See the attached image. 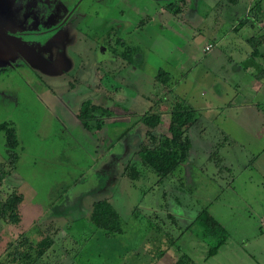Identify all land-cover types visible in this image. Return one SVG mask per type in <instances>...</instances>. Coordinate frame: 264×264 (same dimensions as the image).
<instances>
[{
    "label": "rangeland",
    "instance_id": "rangeland-1",
    "mask_svg": "<svg viewBox=\"0 0 264 264\" xmlns=\"http://www.w3.org/2000/svg\"><path fill=\"white\" fill-rule=\"evenodd\" d=\"M28 1L31 0H15L23 6ZM94 1L97 0H50L49 4L69 9L77 2V11L85 13L94 8L97 22L103 21L105 27L107 15L110 27L124 35V48L117 46V53L132 62L138 59L131 65L137 70L129 77L120 76V82L114 79L116 87H121L114 90L121 94L109 97L111 81L98 73L102 70L104 74L106 67L103 63L94 65L92 59V47L98 41H86V34L80 39L90 44L84 45L80 57L87 59L88 67L82 75L89 76L91 71L92 80H96L92 90L85 85L67 90V77L42 73L25 56L22 64L17 60L0 64V71L9 69L0 79V123L13 122L20 144L19 160L11 170L0 132V204L11 189H19L18 202L13 207L19 213V223H7V212L3 211L2 217L0 210V264H7V244L33 226L48 230L55 241L35 264H154L161 252L168 254L165 262L172 257L175 264H264V232H260L264 230V222H260L264 214V155L250 164L264 151V134L259 133L264 131L263 115L242 118L249 127L237 126L233 134L238 138L231 137L232 144L225 143L213 154L218 143L227 141L219 129L227 124L222 125L221 118L208 124L201 101L205 99L207 82L217 80L216 75L222 74L227 63L222 49L202 52V44L179 39L168 25H153V16L148 21L143 11L144 5L150 10L164 9L186 27L191 20L189 14L199 9L194 25L205 35V23L210 17L201 14L207 1L105 0L99 2L104 9ZM170 3L182 13H174V7H167ZM144 20L145 27H140ZM145 30L150 33L148 43L138 41L145 36ZM68 60L66 75L73 65L72 59ZM209 69L216 75H205ZM159 70L170 74V83H166L170 90L157 79ZM29 71L44 79L45 84L34 82ZM33 83L50 87L55 95L32 88ZM78 91L82 99L77 97L78 104L68 107L66 100ZM106 96L110 99L106 100ZM83 100L109 105L114 117L99 116L84 128L75 116ZM148 109L160 115L156 129L166 136L172 113L193 115L182 124L191 140L189 158L174 175L163 180L143 167L136 154L146 142L147 130L137 120ZM193 119L196 122L190 124ZM217 156L221 157V166L215 163ZM92 163L96 164L90 167ZM103 199L119 213L121 234L105 237L89 222L92 203ZM202 208L228 231L226 242L210 257L208 252L215 242L203 240L201 228L193 222Z\"/></svg>",
    "mask_w": 264,
    "mask_h": 264
},
{
    "label": "flooded vegetation",
    "instance_id": "flooded-vegetation-1",
    "mask_svg": "<svg viewBox=\"0 0 264 264\" xmlns=\"http://www.w3.org/2000/svg\"><path fill=\"white\" fill-rule=\"evenodd\" d=\"M49 1L31 0L28 1L27 6H23L19 2H15V0H0V64H8L10 60H17L22 64L27 58L33 65L43 70L44 72L42 73L44 74L47 73L48 75H54L56 73L63 76L62 78L67 77L66 81H69L66 86L68 87L67 90H75L76 88L82 89L84 85L86 86V88L92 90L93 87L91 86V84H95L96 80H92L91 74L93 73L91 71H89V76L84 77L82 75V73H84L85 70L88 69V67L86 62L87 59L85 58V61L84 59H82V57H80V55L83 54L82 48L84 47V45L90 44L85 43V41L80 39L82 35L86 34L88 37V40L86 41L93 42L95 39L98 41V43H95V47H92V59L94 65L103 63L106 67V70H104V74L102 70H100L98 73H100V75H105L106 80L109 79L111 81L109 89H111L110 91L112 92L109 93V97H113V93L121 94L120 92L115 91L117 90V88L120 90L121 87H116L117 85L114 81L117 80L120 82V76L121 78H123V75L129 77V75L133 73V71H131L130 69L135 67L131 65L134 64V62L138 59V57H136L135 59H133L135 61L132 62L130 60H127L128 58H126L124 55L121 56L117 53V46L119 48H124L126 42L124 39V35H121V32L117 28L113 29L112 27H110V21L107 15L105 27L103 21L97 22L95 18L98 12L97 10L95 11L94 8L86 13L78 12L77 9L79 3L77 2H74L72 4V7L69 9L64 6H55L54 8H52L49 4ZM103 1L105 0H97L94 2L99 3ZM58 4L63 5L62 3L60 4V2H58ZM171 4L172 3L167 6L170 9L172 8L170 7ZM98 5L100 7H103L102 9H104L103 4L99 3ZM97 18L98 20H100L99 17ZM109 29L111 30L112 34H109ZM71 44H73L72 48L70 47ZM67 51L69 53H67ZM68 59H72V61L70 62L75 66L73 69V65L71 64L72 70L70 71L69 75H66V70L69 68H67V62H69ZM91 68L92 67H89V70ZM2 71L3 70L0 71V79L4 77L3 75L6 74L9 69L8 71ZM32 71L33 70L31 69V72ZM31 72L29 71L30 74L28 75H31L32 79L33 77L35 78L33 79L34 82H41L42 85L43 83L45 84L44 79H41L36 73L32 74ZM77 78H79V80ZM72 80L73 84L70 83ZM97 80L102 83L100 79ZM120 85L118 84V86ZM32 88L42 90L43 93L50 92L52 95H55V92H53L50 87H43L33 83ZM81 96L82 94L78 91V93L74 94L73 97L69 98V100H66L68 107H70L71 103L74 105L78 104V102H76V98ZM109 97L106 96V100H109ZM83 103H89L90 105L104 108L111 113V115L107 116V118L110 119L111 117H114L109 105L105 104V106L104 104L95 103L91 100H83L81 102L79 101L78 111L75 113L76 118L80 108L83 106ZM117 106L121 107V105L119 104H117ZM68 109L69 108H67V110ZM97 118L98 117H96L94 120H96ZM3 123L7 124L9 128H13L17 141V146L15 148L17 161L13 166H11L10 155L8 154L7 148L5 146L6 140L4 131L0 129V132H3L4 135L3 153L6 156L9 169L12 170L15 168L20 156V144L18 141L19 138L17 137V131L14 127L15 125L13 124V122L4 121L1 122L0 125ZM95 164L96 163H92L90 167L94 166ZM7 183H9V179H7ZM6 187H8V185ZM18 191L19 189L17 187L16 189H11V192L7 195L8 197L5 198L6 200L11 196L8 200H12V203L10 204L13 207H15L16 202H18ZM33 200L34 199H31V201ZM35 200L39 201L37 199ZM47 213L49 214L50 211L48 210ZM34 227L38 226H33L24 232H28ZM41 230L44 232L48 231L46 229Z\"/></svg>",
    "mask_w": 264,
    "mask_h": 264
},
{
    "label": "crops",
    "instance_id": "crops-1",
    "mask_svg": "<svg viewBox=\"0 0 264 264\" xmlns=\"http://www.w3.org/2000/svg\"><path fill=\"white\" fill-rule=\"evenodd\" d=\"M202 1H207V3L206 6H203L206 10L203 11L201 15L207 19L210 17L209 22L206 21L205 23L207 29L205 35L199 32L194 25V19L197 17L199 9H194L193 12L189 14L191 20H188V23L186 22V27L183 26L182 20L176 19V17L171 14L172 12H169L170 14L166 13L164 9L158 10L154 8L150 10L148 9V5H144L143 11L146 13L145 18L148 21L150 17L153 16L151 18V20H155L152 21L153 25L157 27L161 26L160 28L168 25L173 29L174 35L179 39L185 40V42L190 40L192 45L202 44V52L203 48L208 43L212 44L213 48L205 53H209L217 47L222 49L228 66L226 63L222 67V74L220 73V75H216L217 72L215 73L212 69L206 70L205 75L214 72L213 74L216 75L217 80H213V82L210 83L207 82V90L204 92L205 99H202L201 106L203 107V111L206 112L204 118L208 120V124H211L212 121H218L219 118L222 119V125L224 122L227 124L219 128L221 129L220 134L222 137L238 138L236 134H233L237 133L236 127H249V122L243 121L242 118L254 114L255 117H257L258 114H262V119L264 120V112L261 109L264 105V85L261 81L257 80L256 77L257 71L264 70V43L258 45L256 42L251 43V41L248 40L253 36L257 37L264 33V0H261V6L259 10L256 11V14H251L249 11L253 0ZM256 1L257 0H255L254 3ZM226 3H228L229 6H227ZM147 20L142 21L140 27H145L144 25ZM157 22L159 23L157 24ZM155 33H157V31H155ZM144 34L145 36L139 37L138 41L142 40L144 43H148L151 39L147 40L146 37L149 36L150 33L145 30ZM209 58L210 57H208L207 60H209ZM190 59L194 61L191 56ZM130 70L136 71L137 68L134 67ZM166 73L169 74L168 72ZM168 77L170 78V74ZM169 83L170 81L167 82V84ZM162 84L167 89H171L166 84ZM237 118H240L239 121L236 120ZM204 128L202 131L205 133ZM259 133L263 135L264 131ZM263 155L264 151L261 152V155L252 158L250 164L257 162ZM260 218V222H264V214L261 215ZM260 232H264V230L260 229ZM71 243L75 245L73 241H71ZM165 255H168L167 252H163V254L156 259L154 264H163V262H165ZM175 262L176 260L169 257L168 262L165 263L175 264Z\"/></svg>",
    "mask_w": 264,
    "mask_h": 264
},
{
    "label": "trees",
    "instance_id": "trees-1",
    "mask_svg": "<svg viewBox=\"0 0 264 264\" xmlns=\"http://www.w3.org/2000/svg\"><path fill=\"white\" fill-rule=\"evenodd\" d=\"M261 6V0H257L249 9V11L256 14ZM170 7H174V12L177 14L180 8H176L174 4ZM251 43H257L258 45L264 43V33L253 36L250 39ZM254 41V42H253ZM257 51V49H256ZM258 53V52H257ZM131 61V58H129ZM157 79L162 83L168 82V74L162 70L158 71ZM257 80L261 81L264 85V70L256 72ZM264 112V105L261 107ZM111 113L106 109L99 106L90 105L89 103H83L80 108L77 118L81 121L84 128H88V123L99 116H110ZM137 120L142 123L147 130L145 131L146 142L141 145L137 151V156L140 159L141 165L154 172L160 180L172 176L175 172L187 162L189 158V150L191 148V140L187 135V130L182 128V124L193 118L190 112H176L171 114V120L168 124L167 132L169 136L157 131L156 127L160 123V115L158 113H152L151 110L145 111L140 115ZM196 119H193L190 124H194ZM0 129L4 131L5 146L7 152L10 155V165L13 166L17 161L16 146L17 141L15 138L13 128L5 123L0 125ZM227 141H223L221 144L216 145V150L213 154H217L218 148L224 146L225 143L232 144L229 137L224 136ZM212 154V155H213ZM254 158V157H253ZM221 157L217 156L216 164L221 166ZM224 168V167H223ZM132 172L135 173L134 166L131 167ZM226 169H228L226 167ZM137 176V174H134ZM132 178H136L133 177ZM8 199L0 204V210L7 212L6 222L10 224H17L19 221V215L17 211L10 204ZM89 222L94 226L95 230H100L101 234L105 237H109L115 234H121L123 232L120 222V216L117 210L105 199L98 200L92 203L91 212L89 214ZM194 223H197L201 228V235L203 240H212L214 245L210 248L208 256H213L217 253L218 249L226 242L228 238V231L221 225L206 208H202L194 218ZM53 235L49 232H44L38 227H34L28 232L21 233L16 240L9 242L5 248L7 264H35L44 255L47 254L49 249L54 244ZM67 251V250H66ZM163 252L160 253L162 255ZM159 255V256H160ZM187 262L190 263V259L185 257ZM179 263L181 260H178ZM177 262V261H176ZM175 262V263H176ZM73 264V263H72Z\"/></svg>",
    "mask_w": 264,
    "mask_h": 264
},
{
    "label": "built area",
    "instance_id": "built-area-1",
    "mask_svg": "<svg viewBox=\"0 0 264 264\" xmlns=\"http://www.w3.org/2000/svg\"><path fill=\"white\" fill-rule=\"evenodd\" d=\"M212 48H213V45L210 44V43H208V44H206L205 47L203 48V51H204V52H208V51H210Z\"/></svg>",
    "mask_w": 264,
    "mask_h": 264
}]
</instances>
